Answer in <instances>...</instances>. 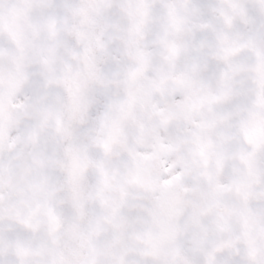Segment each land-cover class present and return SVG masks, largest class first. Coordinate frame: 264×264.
<instances>
[{
  "label": "snow or ice",
  "instance_id": "6c2138e0",
  "mask_svg": "<svg viewBox=\"0 0 264 264\" xmlns=\"http://www.w3.org/2000/svg\"><path fill=\"white\" fill-rule=\"evenodd\" d=\"M0 264H264V0H0Z\"/></svg>",
  "mask_w": 264,
  "mask_h": 264
}]
</instances>
